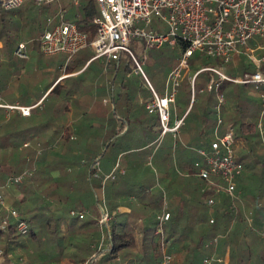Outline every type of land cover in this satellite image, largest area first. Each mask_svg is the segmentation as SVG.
Masks as SVG:
<instances>
[{"label": "trees", "instance_id": "1", "mask_svg": "<svg viewBox=\"0 0 264 264\" xmlns=\"http://www.w3.org/2000/svg\"><path fill=\"white\" fill-rule=\"evenodd\" d=\"M76 6V24L80 30L87 33L88 40H91L96 32V25L92 22V18L96 14V4L94 0H80ZM41 12L42 10L36 0H27L19 7L10 10L0 6V52L12 54L15 40H21L17 39L19 35L30 39L31 42L36 41L47 25V17L40 18ZM216 62L218 60L214 64H218ZM236 63L238 65L236 69L240 72L253 69L241 57H236ZM73 67L72 63L65 65L67 72H72ZM119 67L116 69V74ZM14 68H19V65L14 64ZM125 69L124 66V71ZM89 70L90 67L86 66L80 73L67 76L62 83L55 82L57 76H53L49 80L46 89L50 87V90L45 97L52 96V100L56 99L57 104L52 109L50 101L47 106L41 108L43 114L46 115V120L39 123V135L32 131L33 125L23 126V120H20L21 118L24 119L23 117H30L31 111L28 116H23L16 109L7 112L3 107H0L1 190L4 195L7 192L4 187L8 177L27 169L29 172L24 175L22 181L13 184L22 192L18 203L24 204L27 200L30 201L25 210L17 206L22 217L29 224V232L22 235L12 227L6 230L0 229V258L9 260L10 254H15L14 251L23 249L24 252H27L28 259L21 264H82L88 255L94 251V247L97 249L100 243L101 237H99L97 229L99 224L97 216L100 214L97 203L99 200L91 202L88 213L85 214L84 212L83 217L75 216L77 219H82L77 224H75L76 218L68 222L65 221V218H60L59 213L55 212L59 207L55 205L56 202L69 196L74 197L72 199L74 206L84 207L87 198L76 197V186H79L80 181L87 182L89 185V178L95 173V168L89 165V160L96 157L99 146L115 145L124 138L134 136V139L140 143L139 148L150 147L160 131L157 116L154 121H147L142 118L140 124L135 125V130L127 120V127L123 132H121L124 128L122 122L117 126L113 119H110L107 123L103 117L106 115L108 101L100 109H95L94 105L88 101L89 98L86 99L84 95H76L79 91L84 92L91 87L92 83L85 79ZM113 70L115 68L111 67V71ZM201 74L202 76H200ZM211 74L212 72L208 70L199 72L195 77L194 85L201 78H210ZM3 78L4 76H0V90L4 95H8L10 86L6 81L4 83ZM237 85L239 84L237 83ZM133 93L134 88L126 80L123 73L119 79V89L116 91L115 99L122 100L124 97L131 99ZM45 97L42 100L46 99ZM208 97L209 95L205 98ZM210 97L213 98L212 93ZM259 97L257 102L253 101L254 104L256 103L253 106L254 109L248 108V104L252 103V100L246 99L244 102H235L237 97L233 98L231 105L226 108L229 113L226 124L233 127L234 156L239 160L247 156L251 157L256 152L254 151L253 137L261 135L257 128V119L261 112ZM69 100L74 103L71 112ZM202 100L203 103H199L197 107L195 115L197 120L194 124L195 129L192 138L199 144L207 146L209 139H206L205 133L208 129H213L216 119H211L214 110L209 109L207 99ZM248 100L249 103H247ZM194 104L195 101L187 114L193 110ZM69 112L75 119L73 125L77 129L78 134L76 136H71L72 130L65 125L63 114ZM263 115L264 111L261 118ZM251 117L254 120H250ZM107 124L113 128L110 134H108V127L110 126ZM114 134H118V136L107 143V140ZM101 136L105 139L100 140ZM49 140L56 141L57 147L52 144L46 149ZM41 145L44 147L39 150ZM156 152L158 153L156 160L163 168L161 176L163 183L172 189L169 197L172 206L166 210L169 213L168 220L173 218V224H175L169 227L167 235L174 253L169 264H200L199 260L202 257L212 253L214 243L211 240L217 235L222 236L219 253L224 252L227 244L230 246V252L237 251L238 253L243 240L236 235L237 231L243 228L252 230L254 223H256L249 224L247 222L240 192L236 189L237 197L234 198L226 194L216 193L211 185L195 175L193 161L199 159V155H192L181 144L172 147L164 146L158 148ZM260 153L258 152L256 155ZM172 156L176 161L178 170L174 168L169 172L167 168L172 165ZM251 159L253 158H249V160ZM178 171L180 173L181 171L186 172L184 180ZM209 196L213 199L211 205L205 202L206 197ZM262 197V192L255 195L259 204L253 215H264L261 210L263 207ZM111 210L114 211L115 207ZM110 213L112 214V212ZM121 214L124 218L122 221L116 220L113 214L108 221L111 244L107 249L108 253L105 255L107 262L127 258V256L132 255L131 253H134L132 261L135 258L139 264H152L159 256L156 236L152 232L149 238L146 237L150 228L146 223H143V220L138 221V218L132 220L135 217L132 209L123 211ZM54 218H56L55 221H53ZM210 218L213 219L211 222ZM37 224H39V230L34 227ZM154 228L150 230H154ZM68 229L73 232L75 237H69L71 232ZM136 229L138 230L136 231ZM256 238H259V235ZM103 241H109L107 235H104ZM205 243L207 244L205 245ZM28 246L30 248H27ZM148 246L153 247L152 254ZM104 248L103 244L101 249ZM18 258L19 254H17L14 264H20Z\"/></svg>", "mask_w": 264, "mask_h": 264}, {"label": "rangeland", "instance_id": "2", "mask_svg": "<svg viewBox=\"0 0 264 264\" xmlns=\"http://www.w3.org/2000/svg\"><path fill=\"white\" fill-rule=\"evenodd\" d=\"M25 2H27V0H24L23 3ZM39 6L42 10L40 18H45L47 16L53 17L59 6L66 8L67 11L65 16L68 19H75V15L77 13V6L72 3V0H53L52 2L44 1ZM46 24H48L47 20ZM51 25L52 24H50V26ZM134 26L142 28L146 31H167L168 29L166 23L162 21L159 16L154 14L151 15L148 23H145L143 20H136L134 21ZM256 38L258 43L264 45V37L256 36ZM17 39H23L27 41L29 59L31 58V56L36 54L37 57H39V66L36 71L32 70V67H30V63H28L29 59L18 58L13 53L9 55L5 52H0V76H4V83L7 82L9 84L7 85L10 86L8 95H4L0 90V97L1 100L3 99L4 101L33 103L35 102L36 98L39 97L41 91H43V89L46 87L51 77L55 76L58 73L64 72L65 65L74 62V58H77L78 53L75 56L71 57V59L63 53H58L55 55H44L40 50L38 39L31 42L30 39L23 38L20 35L17 37ZM254 41L255 40H251L250 42L253 43ZM16 42L17 40H15V44ZM130 48L138 60H141V58L145 54L146 61L142 64L143 70L154 87L158 91L163 92L165 89V80L168 69L172 67L177 60L178 47L176 45H171L169 44V42L165 41L164 44L160 47L145 49L140 43L139 37L134 36L130 40ZM256 53L259 52L256 51ZM241 58L244 62H246L245 56H241ZM216 60H218V62L216 63L221 65L226 72L232 75L240 72L236 69V67L238 66L237 63L234 62L236 61V58L232 62L225 63L220 58L215 59V57L201 54L199 53V51H196L189 58L188 69L187 71H184L183 76L180 80V84L177 86V90L175 93V102L174 104H170L171 119H173L175 116H181L186 107H188L184 114L183 125L180 127L178 133L176 135H173L172 133L167 132L162 136V139L157 144V138L159 135L158 133L154 138L152 145L145 148H139L140 143L138 142V140L134 139V136L130 138H124V140H120L115 145L110 144L108 146H99L100 148L96 157L89 160V165L94 166L95 168V173H93V175L89 178V185L87 184V182L80 181L79 186H76V197L80 198L81 196L87 198V201L84 202V207L78 208L74 206L72 200L74 197L72 198L66 196L61 201H57L55 204L59 206L55 210V212L59 213L60 218H65L66 222L76 218L75 216L77 215V213L71 214L69 210L70 207L76 212L83 211L85 212V214H87L90 209L89 207L91 205V202H94V200L98 199L99 201L97 203L99 210L100 206L102 205L105 210H107L108 212H112L116 220L122 221L124 218L121 212L117 210V205H125L129 209H132L135 213V217H133L132 220H135L139 217L141 220H143V223H146L147 226H149L150 229H153L155 227L154 230L149 229L146 237L149 238L152 232L156 236L159 245V256L157 257V260L155 259V261L152 262V264L160 263L162 250L161 233H156L155 229L157 226H159L160 216L163 215L164 212H167L166 210H168L172 206L169 198L171 196L172 189L168 185L163 183V178L161 177L163 174V168H161L159 162L156 160L158 154L156 150L158 148H163L164 146L172 147L181 144L185 149L192 153V155H199L196 149L203 145L199 144L197 141H195V139L192 138L195 129L194 124L197 120L195 119V115L198 109L197 107L199 103H203L202 99H207L209 109L214 110L211 119H217L218 115L216 111V92L214 90L208 91L206 89L208 78H201L197 80L192 96V89L188 81V76L194 73V71L201 66L214 64ZM14 64L19 65V68L13 69ZM23 65L29 66L30 68L27 71L23 72ZM124 66L126 68L125 71ZM230 68L232 69L230 70ZM130 70H132V61L126 53H123L118 70V78H120L123 73L124 76H126V73ZM130 74H132L131 77H127L126 80L129 81L130 85L134 88L133 97L131 99H125L124 97V99L122 98V100H118L115 99L116 95L112 96L110 93H108L106 97L109 104L106 109V115L103 117V119H105L107 123H109L110 119H113L115 125L117 126L118 124H120V122H122L124 128L121 132L126 129L127 120L130 125H133L131 127L135 130V125L137 123L140 124V120L142 118L147 121H154L157 116L155 113H149L145 107V101L150 97V92L146 88L141 76L133 73L132 71ZM200 76H202V74ZM219 90L224 95V102L221 104L219 112V115L223 120V124L218 128V132L221 133L226 127L227 115H229V113L226 111V108L231 105L232 101L234 100L233 98L237 97L235 99V102H244L246 99L252 100V103H249L250 101L248 100V108L254 109L253 106H255L256 103L254 104L253 101L257 102L260 95L259 90L256 89L251 83L237 85V83H233L227 80L223 81L220 84ZM209 92L213 94V98L210 97L211 93ZM208 95L209 97L205 98ZM61 98L63 97L61 96ZM259 98L262 102L261 97ZM52 99V96L48 97L46 102L48 103L52 101ZM194 101L195 104L193 110L189 114H187ZM31 112L32 114L30 117H23L24 119L21 118L20 120H23V126L33 125L34 128H32V131H34L35 134L39 135V123L46 120V115L43 114V110L39 106L32 107ZM70 115H72V113L63 114V116L66 117V120L72 119ZM250 120H254V118L252 119L251 117ZM262 121L264 122V115L262 116ZM107 125L110 126L109 124ZM108 128V134L112 133L113 128L111 126ZM214 128L215 125L213 129H208L206 131V139L210 140L214 136ZM74 134L76 136L78 133L75 131ZM118 134H114L111 138H109L107 140V143L117 137ZM104 139L105 138L101 136L100 140ZM253 140L255 144L254 151H256L253 156H251L253 159L249 160V156L241 158L240 160L239 158L235 157L243 164L242 173L236 176V181L239 184V189L241 190L245 189L247 191L250 189H254L255 187L256 189L261 190V192L263 193V207L261 208V210L264 213V134L259 135V137H253ZM56 143L57 142L53 140H49V142L47 143L48 147H46V149L49 148L52 144L54 147H57L58 144ZM43 147V145L39 146V150L43 149ZM258 152L261 153L259 155H256ZM50 157H52V155H50ZM171 164L172 165H169L167 168L169 172H171V170H173L174 168L178 170L174 157ZM178 172L180 174V171ZM181 178L184 180L186 177L182 175ZM4 188L5 190H7V192L4 193V197L7 202L16 205L15 207L17 209L19 207L22 210H25L27 204H29L30 201L27 200L24 204L18 203L19 197L22 194L21 190L11 183L5 184ZM114 207H116V210L112 211L111 209ZM55 220L56 218L53 219V221ZM179 220L181 221V218ZM81 221L82 219L76 218L75 224L80 223ZM38 225L39 224L34 226L37 230H39ZM174 225L175 224H173V218L172 220H168V218H166L161 222L163 238L166 242L165 247L166 250L171 253L172 246L170 244V241L167 239V235L169 232V227ZM99 226L100 225L98 224L97 229L99 237L107 235V230H100ZM137 230L138 229H136V231ZM68 231L71 232L70 229H68ZM69 237H75V235H73V232L69 234ZM254 241L256 242L255 249L257 248V253L260 254L256 256L254 254L245 252L241 257V259H243L242 264H263L264 241L262 242L260 239ZM103 243L104 242H102V245ZM215 244L216 243H214L213 245L215 246ZM27 248H30V246H28ZM95 249L96 247H94V250ZM149 249L152 254L153 247L150 246ZM262 251L263 254L261 255ZM103 252L104 253L96 260V264H110V262H107L105 256L108 253L107 249H104ZM14 253L15 254L9 255V260H5L3 257H1L0 264H14L17 254H19L18 263L20 264L24 263L28 259L27 252H24L23 249H18L14 251ZM215 256L217 255L215 254ZM231 258L233 260L232 263L235 264L237 258L233 255H231ZM114 262L118 263L119 261ZM221 262L222 261H217L215 259L210 264H222ZM200 264H202V261L200 262Z\"/></svg>", "mask_w": 264, "mask_h": 264}, {"label": "built area", "instance_id": "3", "mask_svg": "<svg viewBox=\"0 0 264 264\" xmlns=\"http://www.w3.org/2000/svg\"><path fill=\"white\" fill-rule=\"evenodd\" d=\"M53 0H36L42 2ZM80 0H72L77 5ZM24 0H0L3 9L10 10L19 7ZM96 14L92 22L96 25V32L91 40L87 33L80 30L75 19L66 18V8L59 6L53 17L47 16V25L38 38L40 50L44 55L66 54L71 57L77 51L89 48V60L101 58L107 67L111 61L119 62L122 54L126 53L132 61V70L141 76L150 97L145 101L149 113L158 117L160 131L157 144L167 132L176 135L183 125L184 115L170 118V104L175 102L177 86L184 71L188 69V60L196 52L220 58L229 63L235 56L243 55L252 70H244L237 74L226 72L219 64L201 66L188 76V81L194 91L196 75L204 70L212 74L206 83L208 91L216 92L217 119L214 136L207 146L196 150L200 159L193 162L195 175L205 180L214 188L216 193L222 192L230 197H237L235 178L242 172L243 164L234 156L233 127L227 125L219 133L218 128L223 124L219 115L220 106L224 102V95L219 90L220 84L227 80L238 84L251 83L259 90L262 99L261 112L257 121V128L261 135L264 132V122L261 115L264 111V45L257 42L256 36L264 37V0H94ZM157 15L168 27L167 31L149 30L134 26V21L143 20L148 23L151 15ZM50 24H52L50 26ZM139 37L145 49L160 47L165 41L178 47V56L175 64L170 67L165 80V89L158 91L143 70L142 64L146 61L145 54L138 60L130 48L132 37ZM251 40H255L251 43ZM258 51L259 53H256ZM13 53L21 59H28L27 41L16 42ZM202 90V88H201ZM193 98V97H192ZM106 103L107 99H103ZM33 105L19 103L9 104L1 101L0 107L6 110H18L22 115H29ZM26 144V143H24ZM29 170L11 175L6 184L21 182ZM206 204L213 203L212 197H206ZM83 217L84 212L70 210ZM168 212L160 216L159 226L155 232L161 233V259L159 264H169L173 255L166 250L161 228V222L168 218ZM110 214L102 210L98 220L100 229L107 228L108 242L105 248L110 247L111 234L108 228ZM213 219L210 218V222ZM14 228L16 232L25 235L29 232V224L22 217L19 210L6 202L0 186V229ZM259 234L264 239V228ZM104 236L101 237L98 248L93 251L82 264H96V260L103 254L100 251ZM216 240V238H214ZM222 261V258L213 253L202 258V264H210L213 260ZM110 264H115L111 262Z\"/></svg>", "mask_w": 264, "mask_h": 264}, {"label": "crops", "instance_id": "4", "mask_svg": "<svg viewBox=\"0 0 264 264\" xmlns=\"http://www.w3.org/2000/svg\"><path fill=\"white\" fill-rule=\"evenodd\" d=\"M21 40H23V39H21ZM77 53H78L77 58H74V62H72V65L74 66L73 67V71L72 72H67V70L65 69L64 72L56 74L55 76H57V78H56L55 82L59 81V83H62L65 80V78H67V76H74V75L80 73L86 66H89L90 70H89L88 74L86 75L85 79L89 83H92V85H91V87H89L84 92H80L79 91L78 93H76V95L79 94L80 96L81 95L86 96V99L89 98L88 101L91 104L94 105L95 109H100L102 107V105L104 106L106 104V103L103 102V99H105L107 97L106 94L110 93L112 96L113 95L115 96L116 91L119 89V79L120 78H118V73L116 74V69L120 66L121 59H120L119 62L111 61L109 63V65L107 67H105L104 63H103V60L101 58H96V59L89 60L90 54H91L89 48L81 49L80 51H77L76 53H74L71 57L75 56ZM241 56H243V55L235 56L232 61H234V59L236 57H241ZM71 57H70V59H71ZM234 62H236V61H234ZM28 63H30V67H32V70L36 71L38 69V66H39V57H37V55L34 54L29 59ZM30 67L29 66H23L22 67V71L23 72L27 71ZM111 67L115 68V70L111 71ZM131 75L132 74H128V72H127L125 78L126 79H127V77L130 78ZM49 90H50V87L47 88V89L45 87L43 89V91H41V93L39 94V97L36 98L35 102H33V103H19V102H15V101L11 102V101H4L3 99L1 101L5 102V103H9V104H14V103H19V104H22V105H33V104H35V106H39V107L43 108V107L48 105L47 102H46L47 98L45 96H46V94L48 93ZM44 97L46 99L42 100ZM90 97H91V100H90ZM55 100H52L51 103H50V106H51L52 109L57 104V101H55ZM107 104H109V102H107ZM73 108H74V103H72L70 101L69 102V110H70V112L73 110ZM187 109H188V107H186V109L182 113V115L185 114ZM6 111L8 112V111H12V110H6ZM23 116H25V115H23ZM26 116H28V115H26ZM70 116L72 117V115H70ZM65 118H64L65 125H67V127H69L72 130L71 136L75 135L74 132L75 131L77 132V129L73 125L75 123V119L72 118V119L66 120ZM93 119H95V118H93ZM227 125H230V124H226V126ZM249 158H251V157L249 156ZM180 174L183 175V176H186V172L185 171H181ZM235 183H236V189L240 192V196L242 198L241 200H242V205H243V211H244V214L246 216L247 222L249 224H251L252 222H256V223H254L255 225L252 227V230H248V228H243L242 230H238L237 231L236 235H238L239 238L243 240V244L241 245V249L238 251V253H237V251L236 252L234 251L233 253L230 252V246L228 244L225 246L224 252L223 253H219L218 252L219 246H220L219 244H220L222 236L221 235H217V236L213 237L211 242L216 243V244H215V246L213 245L214 249H213L212 253L214 255L216 254L217 256L222 258V262H221L222 264H231L232 261H233L232 258H231V255H233V256H235L237 258L235 264H242V260L243 259H241V257L243 256V254L245 252L246 253H250V254H254V255L257 256L260 253H257V251H258L257 248L255 249L256 242L254 240L260 239L262 242L264 241V239L259 234L260 230L264 228L263 227L264 226V215H261V214H256V215L254 214L253 215V213H255V208L259 204L258 200H256V198H255V195L258 194L259 192H261V190L260 189L259 190L256 189V187L254 189H250V190H247V191L245 189L241 190V189H239L240 187H239V184L236 181V178H235ZM219 193L225 194V193H222V192H219ZM102 210L107 211L101 205L100 206V214H101ZM115 210H116V207H115ZM117 210L123 212V211H129V208L127 206H125V205H117ZM100 214H99V216H100ZM99 216L97 217V219L99 218ZM111 217H112V214L110 213V218ZM138 221H141V219L139 217H138ZM98 223H99V220H98ZM108 228H109V224H108ZM99 229H100V226H99ZM106 230H107V228H106ZM257 235H259V238H256ZM214 238H216V240H214ZM105 243L106 242H104L103 244H105ZM206 244L207 243H205V245ZM102 246L103 245H101V247ZM101 247H100V251H102V252H103L104 249H107V248L101 249ZM212 253H210V254H212ZM131 254L133 255L134 253H131ZM171 254L172 255L174 254L173 250H172ZM262 254H263V251H262L261 255ZM132 255H129V256H127V258H124V259L120 258L118 260L119 261L118 263H115L114 261H111V262H114L115 264H139V261L135 260V258H134L133 261L131 260L133 258ZM202 258L199 260V263L202 261ZM263 264H264V262H263Z\"/></svg>", "mask_w": 264, "mask_h": 264}]
</instances>
